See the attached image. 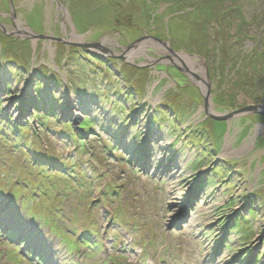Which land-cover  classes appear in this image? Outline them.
<instances>
[{
    "label": "rangeland",
    "instance_id": "374dc122",
    "mask_svg": "<svg viewBox=\"0 0 264 264\" xmlns=\"http://www.w3.org/2000/svg\"><path fill=\"white\" fill-rule=\"evenodd\" d=\"M14 1V21L0 14L9 33L21 20L117 54L111 41L150 33L198 56L180 55L190 68L206 65L215 111L264 105V0ZM23 36L0 28V264H264V114L208 117L176 56L189 78L149 61L161 44L136 69ZM20 143L43 144L66 171L41 168Z\"/></svg>",
    "mask_w": 264,
    "mask_h": 264
},
{
    "label": "water",
    "instance_id": "95a60500",
    "mask_svg": "<svg viewBox=\"0 0 264 264\" xmlns=\"http://www.w3.org/2000/svg\"><path fill=\"white\" fill-rule=\"evenodd\" d=\"M10 6H11V10L14 13V16H16V11L14 8V1L13 0H9ZM62 7V5H61ZM64 7V6H63ZM67 15L68 10L64 7ZM21 22L23 23V21L18 20V23ZM72 23V21H71ZM0 28L7 34H12V33H20L23 34L26 38H31V39H49V40H53L56 42H62V43H71L74 44L76 46L79 47H83L86 49H97L98 51H103L105 53H107L109 56L113 57V58H120L124 61H126L127 63H133L131 62L134 58L139 57L140 55H146L147 56V49L149 47H153L154 49L157 50L158 53H163L164 51H161V49H159L158 47H154L156 44H161L163 46H165V48L168 50V52H164L163 55H165V59L169 60L172 62V64L177 67L180 71L183 72V69L180 65H178L177 62H175L172 58V55L176 56L181 62L182 64L185 66L186 70L188 71L189 74H191L196 80H198L199 82L196 83V86L199 87V89L202 92V96L204 98V111L206 113V115L212 119L215 120H219V121H230L231 119H234L236 117L245 115V114H253V113H258V114H264V105L263 104H250L247 105L245 107L233 110L231 112L228 113H221V112H217L213 109L212 107V96L214 95L213 91H212V84H211V79H210V75L208 73V69L206 67V65H204V71L202 70L201 73H203V77L199 76L196 71L192 68H190L188 66V64L183 60V57H181L180 55L185 54L188 55L190 57H195V58H199L198 56L189 54L185 51L179 52L174 50L170 44L165 41L162 40L159 37L156 36H151V37H140L137 40H135L134 42L130 43V45L128 46H122L123 52L121 54H117L116 52H114L110 47L106 46L105 43L107 41H102V42H86V43H74V42H68L66 41V39L62 38V37H57V36H48L46 34H40V33H36L34 32L31 28H25L24 30L19 29L17 26V31L16 32H11L9 33L6 30V27L2 24H0ZM79 38H82L81 36H78L77 34H74ZM113 42V41H111ZM110 43V42H108ZM111 44V43H110ZM152 44L154 46H152ZM171 55V56H170ZM148 57V56H147ZM149 61H158L156 59H153L151 57H148ZM163 59V61H166Z\"/></svg>",
    "mask_w": 264,
    "mask_h": 264
},
{
    "label": "trees",
    "instance_id": "16d2710c",
    "mask_svg": "<svg viewBox=\"0 0 264 264\" xmlns=\"http://www.w3.org/2000/svg\"><path fill=\"white\" fill-rule=\"evenodd\" d=\"M222 0H215L211 3H214L217 5H220ZM206 4L209 3V0H207V2H205ZM238 3V2H237ZM235 9L234 11L240 9V4L236 5L234 8H232V10ZM216 13H218L217 10H215ZM233 16H245L244 12L240 10H238V12H236ZM255 16H264V10H259L258 12H256ZM22 132L21 135H26L27 137H29V134L28 132H23V131H20ZM11 143H14V142H11ZM15 145V144H14ZM22 146V147H21ZM20 149H22L21 151H23L25 153V149H30L28 151V153H25V154H28L30 156H32L34 158L35 161H37V165L40 166L41 168H44L46 171L50 172L51 171H54V172H57L58 171H66V170H62V168H59L58 171L55 170L56 166L52 164V158L53 156L55 155L54 153H51V151H49V149H46L44 148V145H39V143H34L33 145V148H29L27 145H24V144H21L20 143ZM49 160V162H48Z\"/></svg>",
    "mask_w": 264,
    "mask_h": 264
},
{
    "label": "flooded vegetation",
    "instance_id": "af4514ba",
    "mask_svg": "<svg viewBox=\"0 0 264 264\" xmlns=\"http://www.w3.org/2000/svg\"><path fill=\"white\" fill-rule=\"evenodd\" d=\"M13 1H14V0H13ZM7 2H8V4L10 5L9 0H7ZM57 2H58V1H57ZM58 4H60V8L63 9L64 12H65V13H63L62 16H71L70 14L67 15V13H66V11H65V9H64L65 6L63 7V5H62L60 2H58ZM61 5H62V7H61ZM14 8H15V10H16L15 1H14ZM68 13H69V12H68ZM0 14H1L2 16H10L11 19H12V21H14V20H13V17L15 18V16H14V13L12 12V10H11V6H9V12H1ZM4 14H5V15H4ZM1 15H0V16H1ZM16 16H18V14H16ZM62 26H63V25H62ZM151 36H153V34L146 33L145 35H143V36H141V37H151ZM31 40H32V39H31ZM163 40H164V39H163ZM165 41H166V40H165ZM112 43H113V44H117V46H119V47L122 48V45L120 44V42L114 40ZM113 59H114V58H113ZM163 59L166 60L164 56L161 57V58H158V59H157V60H158V61H156V63L158 64L157 66H159V65H161V64H162V65H163V64H166V61H163ZM121 60H122V59H121ZM129 64H132V66L134 65L133 67H135L136 69L138 68V67H136L137 64H135V63H129ZM162 65H161V66H162ZM138 66H139V65H138ZM173 66H174V65H173ZM140 67H141V66H140ZM164 67H165V66H164ZM166 68H167V70H166V73H165V74H166L168 77H172V76H173L172 74H171L172 76L168 74L171 70H169L168 67H166ZM175 68L177 69L178 72L183 73V72L180 71L177 67H175ZM161 70H162V69H161ZM173 71H174V70H172L171 72L173 73ZM163 72H164V71H163ZM181 73H180V74H181ZM183 74L185 75V73H183ZM181 75H182V74H181ZM185 76L187 77V75H185ZM182 77H183V75H182ZM187 78H189V77H187Z\"/></svg>",
    "mask_w": 264,
    "mask_h": 264
},
{
    "label": "bare ground",
    "instance_id": "6f19581e",
    "mask_svg": "<svg viewBox=\"0 0 264 264\" xmlns=\"http://www.w3.org/2000/svg\"><path fill=\"white\" fill-rule=\"evenodd\" d=\"M19 25H21L22 27H20L19 29H22V30H24L26 27H24L23 25H22V23L21 22H19ZM103 52V51H102ZM185 56V55H184ZM191 67L193 68V69H195V70H198V71H201L202 72V70L204 71V67L205 66H194L193 64H191ZM203 74V73H202Z\"/></svg>",
    "mask_w": 264,
    "mask_h": 264
}]
</instances>
